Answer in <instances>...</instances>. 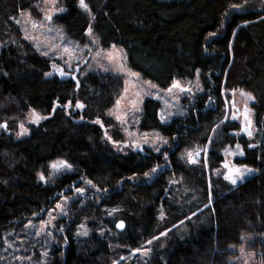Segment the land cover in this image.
<instances>
[{"label": "trees", "instance_id": "16d2710c", "mask_svg": "<svg viewBox=\"0 0 264 264\" xmlns=\"http://www.w3.org/2000/svg\"><path fill=\"white\" fill-rule=\"evenodd\" d=\"M41 1L0 0V125L7 124L0 127V250L84 188L70 224L61 219L47 264H243L240 248L252 254L249 264H264V0H85L100 44L125 48L129 65L158 87L199 76L203 90L169 122H161L157 99L144 100L138 128L168 141L160 152L120 151L105 135L120 75L81 69L61 76L24 38L19 15L38 17ZM62 2L66 9L53 22L84 43L87 13L79 0ZM235 89L254 97V139L224 119ZM69 102L84 107L67 110ZM31 109L47 119L15 138L17 121ZM206 144L208 172L184 155ZM224 144H239L235 163L254 170L236 185L212 174ZM55 160L67 161L71 172L49 181ZM112 209L119 211L109 215ZM121 220L125 228L117 229ZM84 224L86 236L77 233ZM36 236L26 248L39 260Z\"/></svg>", "mask_w": 264, "mask_h": 264}, {"label": "rangeland", "instance_id": "374dc122", "mask_svg": "<svg viewBox=\"0 0 264 264\" xmlns=\"http://www.w3.org/2000/svg\"><path fill=\"white\" fill-rule=\"evenodd\" d=\"M37 7L38 11L40 12L38 17H33L29 12H24L19 15L18 23L22 28L24 38L27 35L29 37V39L27 40L32 43V45L41 55H43L42 53L45 51L49 53L47 56H43L47 57L50 60L51 67L53 66V63H55L58 67H63L65 72H67L68 74L78 73L79 70L84 69L86 71L113 73L116 75L118 74L123 78L121 92L116 98L114 105L107 111V115L110 116L114 121L112 127L107 130V138L112 137L114 133H117L121 137V140L116 141V143L108 139L112 143L113 147L120 151L138 152L141 150H134L132 147H126L125 145H130L133 140L139 142L147 138L149 143L142 145L143 150H151L156 152L154 147L152 146V142L157 141V136H161L155 132H142L138 128L139 114L142 109L144 100L147 97H153L154 99H157L161 103L159 117L162 113L166 116L171 113L172 115L169 116V118L166 120L167 122H169L173 117L181 116L184 112V103H186L188 100H192L198 93H201V91L203 90L199 76L197 75L192 80H174L179 81L182 88H191V92H181L180 88H172L174 81H172L168 87L160 88L154 81L145 78L141 75L140 72L129 65L125 48L117 45H115L114 48L113 45L109 48H104L100 44L99 37L93 31V23L91 20L92 15L90 13V10L85 11L82 8L89 17L87 30L89 26H91L92 35L89 36L86 30L85 42L79 43L70 40L64 34L63 29L53 22V19L51 21L45 19V16L50 12H53L54 17L56 14H60L65 11L66 8L62 0H55V4L52 3V0H42ZM61 8L64 9V11L58 13L54 12V9ZM33 25H35V27ZM92 41H95V43H92ZM65 47H68L71 50V57L63 52V49ZM109 55L113 57L112 60H109ZM105 69H107V71H105ZM133 73L137 75H133ZM170 88L171 91H169ZM241 92L247 93L242 89H235L230 92V98L227 99L224 103V119H226L227 115V119H229L230 121L238 122L240 125L239 131L237 132L239 133L238 135L242 134L251 140L255 138L257 133V127L254 122L252 110V102L254 100L247 101L246 96H242ZM117 101H119V104H117ZM233 102H235L236 108L239 110L236 112L238 118L235 120L232 119L234 111L232 108ZM246 102L251 110L250 119L252 120L251 130L253 133L251 137H249L247 133L241 131L243 121L242 113ZM76 104L71 105L68 103L66 105V109H79L76 107ZM117 116L121 117V119L117 120ZM30 118V110H28L26 114L17 121L18 129L15 138L19 139L28 136L30 133V125H37L31 123ZM21 123H23L24 126L28 129L27 133L23 135H19V133L21 132L19 125ZM218 144H220V141ZM162 145L163 144L157 141V146L161 147ZM236 145L237 144L230 146L229 144H224V146L222 147L224 160L221 166L212 172L215 177L220 176L225 180L224 176L227 173V168L224 167L225 164H228L230 167L244 166L235 163V158L237 156H241L238 153L242 151L241 147L237 149ZM198 149H207V152L204 153L203 151H201V155L197 158L199 162L195 164L203 166L204 169L208 172V144L196 149H189L184 153L185 158L188 160V152L191 151L195 153ZM230 153L237 154L231 155ZM205 158L207 159L206 165ZM60 161L61 160H55L49 164V181L54 180L61 174L71 172V169L61 168L59 170H56L51 167L52 164L59 163ZM251 174H254V170L246 174L242 181L247 179ZM242 181H238L237 184ZM228 183L230 182L228 181ZM78 196L79 194L74 190L72 195H70L69 197H62L56 203V205L60 204L62 206L63 214L61 213L60 209L56 208L55 205L45 213L44 217H41L42 219L38 221V225L30 224L31 226L27 227V232H25V234L23 233L21 237H15L19 236L20 234H11L10 236L12 238H15L13 239L10 247L0 250V264H47L49 248L51 247L52 243L56 245L58 242L56 236L61 232V230L59 229L61 219L66 220V222L63 223L70 224V222L67 220L71 219V210L74 209V203H76L73 201H75ZM65 198H67V200H65ZM49 213H51L52 216L56 217V220L52 221L51 224L47 223L50 220ZM42 228L44 229L43 231H41ZM83 230L84 229L79 227L77 233ZM38 231H40L39 236L36 234ZM48 233H51V235H48ZM34 235H37L36 237L38 238L37 240H35V242L39 245V247L43 248V252L40 255L41 259L39 260L37 259L38 255H35L34 252L30 254V250L26 248L29 243H32V241L30 240L32 238H35ZM14 241L15 243L13 244ZM240 250L242 254L241 259L243 264H249L252 254L245 252L243 248H240Z\"/></svg>", "mask_w": 264, "mask_h": 264}, {"label": "snow or ice", "instance_id": "6c2138e0", "mask_svg": "<svg viewBox=\"0 0 264 264\" xmlns=\"http://www.w3.org/2000/svg\"><path fill=\"white\" fill-rule=\"evenodd\" d=\"M52 3L53 4H55V0H52ZM79 5H80V7L81 8H83L85 11H88L89 10V6H88V4L87 3H85V0H79ZM232 7H234V8H236V7H238V6H232ZM62 11H64V9H54V12H62ZM45 19L46 20H48V21H51L52 19H53V12H50V13H48L46 16H45ZM34 27H35V25H33ZM87 34L89 35V36H91L92 35V27L91 26H89V28H88V30H87ZM210 35H215V33H211ZM25 39H29V37L26 35L25 36ZM92 43H95V41H92ZM115 47V45H113V48ZM63 52L64 53H66V54H68L70 57H71V55H72V53H71V50L68 48V47H65L64 49H63ZM43 55H45V56H47L49 53L48 52H43L42 53ZM113 59V57L111 56V55H109V60H112ZM53 70L54 71H58V73H59V75H61V76H65L67 73L65 72V70H64V68L63 67H58L55 63H53ZM105 71H107V69H105ZM199 71V70H198ZM53 73H46L45 75H52ZM133 75H137V74H135V73H133ZM73 79H75V77H73ZM172 88H180V90H181V92H191L192 90H191V88H182L181 87V85H180V82L179 81H174L173 82V85H172ZM169 91H171V88L169 89ZM241 95L242 96H246V98H247V101H252V100H254V97L251 95V94H248V93H244V92H241ZM210 99V101H211V97L209 98ZM71 102H69V104H70ZM117 104H119V101H117ZM76 107L77 108H83L84 107V105H82V104H80V103H77L76 104ZM232 108H233V115H232V119L233 120H235V119H237L238 117H237V115H236V112L237 111H239L237 108H236V104H235V102H233V104H232ZM54 110H55V105H54ZM250 108L248 107V104H247V102L245 103V105H244V110H243V113H242V115H243V121H242V127H241V131L242 132H245V133H247V135L249 136V137H251L252 136V120L250 119ZM172 114L171 113H169L167 116L165 115V114H161V116H160V120H161V122H164V121H166L168 118H169V116H171ZM30 122L31 123H34V124H38L41 120H44V119H47V117H45V116H43V115H40L39 113H37L36 111H35V109H31L30 110ZM116 119L117 120H120L121 119V117H119V116H117L116 117ZM226 119H227V115H226ZM96 123H100V121L99 120H97L96 121ZM102 126V125H101ZM0 127H4V128H6L7 127V124H3V125H0ZM19 127H20V129H21V132L19 133V135H23V134H25V133H27V131H28V129L24 126V124L23 123H21L20 125H19ZM239 133H237V135H238ZM105 135L107 136V133H105ZM108 139L109 140H111V137H108ZM157 141L159 142V143H161V144H164V145H166L167 143H168V141L167 140H165V139H163V138H161V137H159V136H157ZM157 141H153L152 142V146L154 147V149H155V151L156 152H160V151H162V149L159 147V146H157ZM114 143H116V142H114ZM149 143V141H148V139L147 138H145V139H143L142 141H139V142H137V141H135V140H133L131 143H130V145H125L126 147H128V146H130V147H132L134 150H143V148H142V145L143 144H148ZM236 147H237V149H239L240 148V145L239 144H237L236 145ZM249 147H255L254 145H249ZM201 151H203L204 153H206L207 152V149H203V150H200V149H198L195 153H193V152H188V154H187V156H188V163H190V164H195V163H198L199 161H198V157L201 155ZM231 155H236L237 153H230ZM239 155H243V151H240L239 153H238ZM167 153H165L164 154V156H165V160H167ZM207 164V159L205 158V165ZM51 167L53 168V169H56V170H59V169H61V168H66V169H71L72 168V165L71 164H69L67 161H60L59 163H54V164H52L51 165ZM224 167L225 168H227V173L225 174V176H224V178H225V180H227V181H229L231 184H233V185H236L237 184V182L238 181H242L243 180V178H244V176L246 175V174H248V173H250V172H252L253 170L252 169H250V168H248L247 166H243V167H230L228 164H225L224 165ZM157 171V169L156 168H153L152 169V172H156ZM145 176H148L149 175V173H145L144 174ZM39 178L41 179V180H45V176L43 175V174H40V176H39ZM87 183L89 184V185H92V181H87ZM93 187H95V185H92ZM75 191H76V193H78V194H83L84 192H85V189L84 188H76L75 189ZM99 191V190H98ZM106 191V190H105ZM65 200H67V198H65ZM210 202H211V200H210ZM56 208L57 209H60L61 210V213L63 214V208H62V206L60 205V204H57L56 205ZM119 211V209H112L110 212H109V215H112L113 213H115V212H118ZM49 215H50V220L47 222L48 224H51L52 223V221H55L56 220V217L55 216H52L51 215V213H49ZM193 215H195V213H193ZM31 225H28V226H26V227H30ZM82 229H84L83 231H81V232H78V234L79 235H84V236H86V235H88V231H87V229H86V227L84 226V225H81L80 226ZM116 228L117 229H124L125 228V224H124V221L123 220H121L119 223H117L116 224ZM44 229L42 228L41 229V231H43ZM61 231H63V228H61L60 229ZM38 236L40 235V231H38L37 233H36ZM48 235H51V233H48ZM164 235H166V233H164V232H162V233H160V236H164ZM156 239H159V237H153V240H156ZM5 243H7V241H5ZM149 245L150 244H152V240H150V241H148L147 242ZM11 245H9V247H10ZM135 251H140L139 249H137V250H134V252ZM147 251H148V249H144V253L145 254H147ZM46 254V253H45ZM17 259H20V258H17ZM120 259H124L123 257H121ZM113 264H117V262L116 261H114L113 262Z\"/></svg>", "mask_w": 264, "mask_h": 264}]
</instances>
